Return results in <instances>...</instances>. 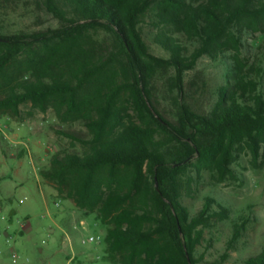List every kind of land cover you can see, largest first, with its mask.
Here are the masks:
<instances>
[{"label":"trees","instance_id":"trees-1","mask_svg":"<svg viewBox=\"0 0 264 264\" xmlns=\"http://www.w3.org/2000/svg\"><path fill=\"white\" fill-rule=\"evenodd\" d=\"M28 0H0V22ZM57 20V27L0 35V114L60 98L76 108L81 94L95 116L88 133L62 135L80 150L53 155L41 171L64 200L105 230L110 264H201L197 248L203 227L228 214L223 203L206 197L191 216L182 204L198 161L219 183L234 176L233 162L246 151L264 157V66L245 54L244 42L264 35V0H33ZM146 24L157 30L159 58L145 40ZM102 35L104 36L103 38ZM246 39V40H245ZM48 50L44 69L21 80L6 75L25 49ZM191 49L193 51L191 52ZM208 57L229 65L233 80L210 115L184 103L185 74ZM158 68L175 72L179 85L176 114L162 112L150 83ZM122 99L153 126L126 125L115 110ZM45 111V110H44ZM23 154L26 153L22 150ZM187 177L185 182L183 179ZM247 219L235 224L233 241ZM244 264H264V249Z\"/></svg>","mask_w":264,"mask_h":264},{"label":"rangeland","instance_id":"rangeland-1","mask_svg":"<svg viewBox=\"0 0 264 264\" xmlns=\"http://www.w3.org/2000/svg\"><path fill=\"white\" fill-rule=\"evenodd\" d=\"M26 4L10 11L0 22V35L58 26L57 20L39 10L33 0ZM143 27L150 52L168 59L169 55L155 44L157 30L148 24ZM244 44L245 54L252 63L264 66V35L259 34L257 40L247 39ZM6 50L0 47V55ZM47 53L43 46L22 50L10 63L6 75L21 80L44 69ZM228 64L204 57L195 70L185 74L184 103L194 112L210 115L217 108L224 90L229 91L233 80ZM3 78L0 77V86L5 83ZM150 87L160 110L169 116L176 114L180 99L175 72L158 68ZM89 94L87 91L81 94L75 109L56 98L44 105L25 104L14 116L8 111L0 114L8 126L7 132L26 142L30 150L29 155L23 154L20 147L9 151L7 142L0 137V264H68L69 259H73L70 264H110L105 259L102 226L94 216L83 215L71 201L61 198L41 175L50 166L53 155L80 150V145L64 137L62 132L88 133L86 123L95 119L87 102ZM115 115L126 125L153 126L127 99L118 104ZM198 165L196 161L186 173L194 183L190 193H183L182 204L193 216L202 209L204 199L211 197L223 203L228 214L203 227L204 238L196 257L201 264H244L264 249V157L254 163L246 151H240L232 165L234 176L222 183L206 170L198 176ZM183 180L186 182L187 177ZM65 213H71L69 219L59 218ZM244 218L247 219L244 231L233 241L235 224ZM90 237H100L102 241L83 245V240ZM13 255H17L16 260Z\"/></svg>","mask_w":264,"mask_h":264},{"label":"built area","instance_id":"built-area-1","mask_svg":"<svg viewBox=\"0 0 264 264\" xmlns=\"http://www.w3.org/2000/svg\"><path fill=\"white\" fill-rule=\"evenodd\" d=\"M8 126L6 124H0V137L7 142L9 146V151L13 150L14 148H19L24 150L27 155L30 154V150L28 147V144L26 142L19 140L16 136L10 134L7 132ZM56 206L59 207L60 203H56ZM102 240L100 237H90L88 240H83L82 244L87 245V244H95V243H100ZM14 260L17 259V255H13Z\"/></svg>","mask_w":264,"mask_h":264},{"label":"crops","instance_id":"crops-1","mask_svg":"<svg viewBox=\"0 0 264 264\" xmlns=\"http://www.w3.org/2000/svg\"><path fill=\"white\" fill-rule=\"evenodd\" d=\"M1 120V119H0ZM1 122H3L2 120H1ZM3 124H5L4 122H3ZM20 151H22V149L20 150ZM67 214V215H66ZM73 214V213H72ZM71 216V213H65V214H61V216L59 217V218H61L62 220H63V218L65 217V219H69V217ZM61 220V221H62ZM72 260L73 259H69V261H68V264H70L71 262H72Z\"/></svg>","mask_w":264,"mask_h":264},{"label":"water","instance_id":"water-1","mask_svg":"<svg viewBox=\"0 0 264 264\" xmlns=\"http://www.w3.org/2000/svg\"><path fill=\"white\" fill-rule=\"evenodd\" d=\"M0 42H8V41L5 39H0Z\"/></svg>","mask_w":264,"mask_h":264}]
</instances>
